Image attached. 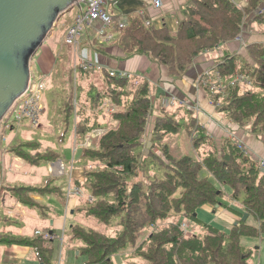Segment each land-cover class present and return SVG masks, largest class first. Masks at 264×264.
Returning <instances> with one entry per match:
<instances>
[{
	"label": "trees",
	"instance_id": "obj_1",
	"mask_svg": "<svg viewBox=\"0 0 264 264\" xmlns=\"http://www.w3.org/2000/svg\"><path fill=\"white\" fill-rule=\"evenodd\" d=\"M262 5L264 0H245L239 6L231 0H193L183 10L174 33L165 25L155 28L141 13L128 14L125 27L115 22L117 43L125 54L146 55L164 66L170 76L180 77L197 56L236 39L248 16L264 34V11L257 13ZM114 19L117 17L112 16ZM245 51L243 63L238 64L235 55L223 53L213 69L225 83L241 73L249 77L251 88L243 91L239 84L227 82L210 99L219 105L218 112L225 119L264 145V44L248 43ZM94 72L78 70L74 83L79 81L81 92L75 96L76 88L71 87L66 102L67 111L76 117L73 128L77 137L83 139L92 130L103 128L102 133L90 136L89 145L81 146V155L94 165L83 170L90 197L78 208L80 219L69 226L78 254L85 256L82 264H118L114 255L124 251L131 258L120 264H252L255 247L242 244L241 239L264 238V171L257 161L230 137L216 141L195 116H186L180 108L161 109L145 142L148 118L154 111L148 82L134 84L129 76L107 72L100 91L89 83ZM105 98L119 110L106 114L101 108ZM181 121H186L184 133L191 152L173 148L170 141L179 132ZM138 147L141 151L135 153ZM19 157L38 164L54 162L59 154L47 150L35 152L34 157L26 153ZM148 163L161 173L146 171ZM54 181L50 177L46 189L31 190L66 197ZM26 196L23 192L13 198L37 205L39 200ZM232 203L242 212L232 208ZM203 205L214 211L228 209L239 218L223 231L199 219L197 210ZM184 221L195 224L198 231L184 232ZM0 242L29 246L41 263L52 262L53 240L47 243L36 234L0 232Z\"/></svg>",
	"mask_w": 264,
	"mask_h": 264
},
{
	"label": "crops",
	"instance_id": "obj_2",
	"mask_svg": "<svg viewBox=\"0 0 264 264\" xmlns=\"http://www.w3.org/2000/svg\"><path fill=\"white\" fill-rule=\"evenodd\" d=\"M192 1L193 0H160L159 6H155L152 0H117L114 4L113 0H108V11L111 14L113 13V18L117 17V19H114L115 22L125 18L128 14L141 13L146 22H151L155 28H161L165 25L170 32H176L178 22L182 19L183 10L191 5ZM75 14L77 13H74L73 19ZM245 23L246 25L242 26L241 41L234 39L221 43L213 50L203 52L193 60L192 64L180 77L176 78L170 76L164 66L158 64L146 55L125 54L117 43L118 32L113 25L114 23L103 28L104 35L102 36L96 34L97 28L103 26L100 22L95 21L91 25H86L80 39L76 61H79L80 56H85L88 61L101 64L104 67L105 70L103 73L94 72L91 76L92 79L89 81V83L93 84L95 88L100 91L104 90L106 73L109 70L126 71L130 74V80H133L134 84L141 80L147 81L154 110L148 118V132H150L151 124L161 109L175 110L180 108L186 116L190 117V114L191 116H195L197 122L201 124L206 133L214 137L216 141L224 136L230 137L241 143L256 161L264 160V145L262 140L257 139L241 127L239 128L229 119H225L218 112L219 105L211 101L207 91L198 84V78L202 72L207 69L212 70L214 64L220 61L223 53L235 55L236 61L238 64H241L247 59L245 44L251 42L264 44V34L258 31L255 22L248 17ZM108 36H111V39H108ZM72 49L71 47L70 62H74V53ZM54 54L55 50L48 44L41 46L40 54L37 57V67L42 74L49 73L54 65L56 61ZM87 81L88 80L83 83H87ZM75 120L76 117L73 116V126ZM149 135L146 136L147 140H149ZM86 137L87 136L82 139L81 137H77L74 133L72 142L66 146L64 150L63 171H60L58 164H56L62 162L61 159L49 162V170L43 171L44 174L50 171L51 174H49L53 177L63 175L64 180L56 179L54 184L59 186L61 190L63 189V191L68 184L73 187H79L81 195H72L69 198H66L64 193L62 196L52 195V197L46 199L45 206L47 210L42 214L29 210V208L16 201L9 193H6L4 198H1L0 195V201L5 206L6 213L16 217L17 220L25 221L27 224V229H18V234L31 236L34 234L35 230H42L51 232L54 235L61 234L64 240V229H69L70 225L80 219V215H74V209L76 205L86 200L81 193V184L84 180L83 168H72L73 166L70 165L72 163V158L70 159L71 162L69 165L65 163L68 160L71 149L78 153V155L81 154V146L85 143ZM23 162V159L19 156H8L5 152L0 153V191L4 189L9 192L10 187L21 181L29 180L31 181L30 183L42 181L41 171L36 175L35 172H33L32 175L28 174L22 178L20 171L17 169L22 167ZM12 163L16 169L12 167ZM224 189L229 192V188L226 186ZM33 197L39 201H44L42 196L34 195ZM89 197L90 196H87V199H89ZM230 206L237 212H242V209L238 205L232 203ZM203 212L209 214L212 212L214 215L212 218L213 221L222 223L223 225H221V227H224L226 230H228L239 218L238 214L228 209H218L214 211L210 205H203L200 207L197 210V216L199 213ZM245 238L247 239V237H243L242 239ZM63 242H58V240L54 239L53 242H51V246L55 248V245L59 244L61 248ZM75 250L76 247L73 251ZM76 255H78V251H76ZM82 263L83 262H76L73 258H69L65 264ZM0 264L43 263L36 258L33 250L29 246L0 242Z\"/></svg>",
	"mask_w": 264,
	"mask_h": 264
},
{
	"label": "rangeland",
	"instance_id": "obj_3",
	"mask_svg": "<svg viewBox=\"0 0 264 264\" xmlns=\"http://www.w3.org/2000/svg\"><path fill=\"white\" fill-rule=\"evenodd\" d=\"M245 0H235L234 4L238 6L244 4ZM79 7L73 6L70 10L64 12L57 20L53 29L48 33L45 42L42 44H48L51 48L55 50V63L52 66L51 70L47 74H42L37 67V57L40 54V48L36 52L35 56L32 59L31 67H30V78L32 79V83L36 81H42L45 86L42 92L39 94V105L34 106L36 120L33 122L30 117H22L19 120L11 113L10 111L3 117L2 121L0 122V153H6L12 156H20V153L30 154L32 157L35 156V152L37 153H45L47 150H52L59 154V159L62 162L56 163L58 164L59 170L63 171V164H64V150L65 147L68 146L74 136V128H73V114L67 111V99L69 97V89L73 87L76 88L75 96H78L81 92L79 88V81H75V75L77 70H80L79 61L77 62L74 49H72L74 53V62H70L69 57L71 56V47L66 43L64 39V35L68 26L73 24V15L74 13H78ZM264 11V5L258 8L257 13L261 14ZM113 14V13H112ZM77 14H75L76 16ZM74 16V18H75ZM249 17V16H248ZM247 17V18H248ZM246 18V19H247ZM250 18V17H249ZM245 19V21H246ZM244 21V23H245ZM115 26V21L112 20L111 22ZM243 25L245 26L246 23ZM256 24V23H255ZM257 26V25H256ZM258 27V26H257ZM65 30V31H64ZM243 31V30H242ZM258 31H261L258 28ZM174 33V32H172ZM263 34V33H262ZM62 37V39H61ZM237 40H242L241 34L236 37ZM255 43V42H251ZM248 44V43H247ZM245 44V46L247 45ZM41 45V46H42ZM90 62V61H89ZM94 63V62H92ZM97 64V63H94ZM101 65V64H98ZM102 66V65H101ZM213 69V68H212ZM70 75H69V72ZM82 70V69H81ZM88 70H94L95 72L103 73L104 67L102 66V72L97 70L96 68H90ZM117 74H124L123 76L127 77L130 76L126 71H117L112 70ZM213 71H215L213 69ZM204 72V71H203ZM107 74V73H106ZM118 74V75H119ZM69 76H71L72 80L69 81ZM74 79V80H73ZM136 84V83H135ZM31 98V97H30ZM29 98V99H30ZM28 108L27 103L23 104L22 110H26ZM187 113V112H186ZM191 116V114H190ZM38 118V119H37ZM186 121H181V128L176 135H171L170 141L173 144V148H178V150H182L183 152H191L189 144L186 140V134L184 133ZM185 136H184V134ZM149 135V132L146 133V136ZM145 136V139H146ZM144 141L146 142V140ZM79 148V147H78ZM71 149L70 154L68 156V160L66 161V165L70 164V159L72 160V165L74 169H78L80 167L84 168L87 166L89 169L94 165L92 160L82 156L81 154L72 151ZM141 151V148H135L134 152L138 153ZM22 157V156H21ZM38 157V156H36ZM24 161V160H23ZM13 164V163H12ZM55 164V165H56ZM11 165V164H10ZM13 168L14 164L12 165ZM49 170V162H40L38 164H30L26 161L23 162L22 167L18 168L17 170L20 171L22 178L35 172V175L41 171L42 172V181L37 183H30L31 181H21L12 187L8 191L2 189L0 191L1 198H4L6 193H9L12 197L16 196L17 193H26V197H32L34 195H41L44 198V201H37V205L35 206H28L26 204H22L32 210L34 212H38L42 214L46 212L47 207L46 199L52 197L51 194L43 191L35 192L31 190V187H44L45 189L49 186L48 185V178L53 177L51 176V172L43 173V171ZM92 169V168H91ZM152 170L155 173H161L160 170L154 168L150 163L146 166V171ZM59 172V171H56ZM62 173V172H61ZM59 180H64L63 175H59L53 177ZM85 179V178H84ZM55 183V182H54ZM28 187V188H27ZM28 190H27V189ZM66 188V187H65ZM228 188V187H227ZM81 193L83 198L87 199V196L90 194L89 185L87 181L83 180L81 184ZM81 195V194H80ZM240 202V200L238 201ZM81 204L76 205L74 209V215L79 216L78 208ZM5 206L0 201V232H7L11 234H17L18 229H27V224L25 221L17 220L16 217L10 216L5 211ZM213 213H199L198 217L204 223H208L214 225L217 228H221L223 231H227L222 223L214 222L213 221ZM185 222V221H184ZM183 222V223H184ZM189 226L194 227L195 230L198 231V227L195 224H191L189 221H186ZM64 240H62L63 245L60 248L59 244L55 245L52 257V264H65L67 263L69 258H73L76 262H83L85 256L82 254L76 255V251H73L77 246L76 242L70 238L69 229H64ZM59 238H63V236L57 235ZM59 238H55L60 241ZM244 245L255 247L254 257L252 260V264H264V238L263 236L255 239V238H248L242 239ZM131 258L130 254L124 252H119L114 255V260L116 263H124Z\"/></svg>",
	"mask_w": 264,
	"mask_h": 264
},
{
	"label": "water",
	"instance_id": "obj_4",
	"mask_svg": "<svg viewBox=\"0 0 264 264\" xmlns=\"http://www.w3.org/2000/svg\"><path fill=\"white\" fill-rule=\"evenodd\" d=\"M78 5V0H0V122L26 90L32 59L48 33Z\"/></svg>",
	"mask_w": 264,
	"mask_h": 264
},
{
	"label": "built area",
	"instance_id": "obj_5",
	"mask_svg": "<svg viewBox=\"0 0 264 264\" xmlns=\"http://www.w3.org/2000/svg\"><path fill=\"white\" fill-rule=\"evenodd\" d=\"M231 1L235 3V0H231ZM78 3H79L78 13L74 18L73 24L67 27L64 35V39L66 43L74 49L76 54L78 53V49L80 46V39L86 25H91L95 21L100 22L103 26L97 28L96 34L102 36L104 35L103 28L105 26H109L112 22V14L108 11V0H78ZM152 3L155 6H159L160 0H152ZM126 24H127L126 18H122L118 21V26L120 27H125ZM108 39H111V36H108ZM78 63H79L78 64L79 67L82 70L96 68L97 70L102 72L101 65L89 62L85 56H80ZM108 73L110 75L117 74L112 70H109ZM123 75L124 74H119V76H123ZM227 82L229 85L239 84L243 91L249 90L252 86V82L249 79V77L241 73H237L234 76V78H232ZM224 83L225 82L222 79L219 72L210 69L204 70V72H202V74L198 78V84H200V86L205 88L210 96H212L217 91L221 90L224 86ZM44 86L45 84L42 81H36L35 83H32V79L30 78L26 90L13 102V104L8 109L7 113L10 111L18 120L22 117H30L31 120L34 122L36 120L34 106L38 105V107H41L39 105V101H40L39 94L44 89ZM24 103H27L28 105V108L26 110H22ZM101 108L106 114H112L119 110V107L116 106L109 98L104 99ZM102 132H103L102 128H96L91 132L87 133L86 134L87 137L83 145H89L90 136L97 135ZM235 142L240 149L249 153L241 143H239L236 140ZM257 163L259 169L261 171H264V160H258ZM64 192L66 198H69L72 195H79L80 188L76 186L73 187L70 186V184H68V186L64 189ZM154 228L155 227L153 225L149 227L150 230ZM182 228L184 229V232H192V231L197 232V230H195L194 227L189 226L185 222L182 223ZM34 234L41 236L42 239L47 243H49L51 240H54L55 238H59L57 235H54L51 232L42 231V230H35ZM59 239L60 241L63 240L62 237Z\"/></svg>",
	"mask_w": 264,
	"mask_h": 264
},
{
	"label": "bare ground",
	"instance_id": "obj_6",
	"mask_svg": "<svg viewBox=\"0 0 264 264\" xmlns=\"http://www.w3.org/2000/svg\"><path fill=\"white\" fill-rule=\"evenodd\" d=\"M226 86V85H225Z\"/></svg>",
	"mask_w": 264,
	"mask_h": 264
}]
</instances>
